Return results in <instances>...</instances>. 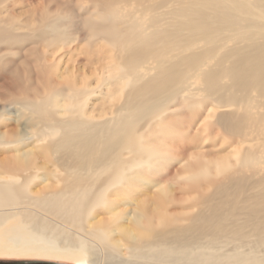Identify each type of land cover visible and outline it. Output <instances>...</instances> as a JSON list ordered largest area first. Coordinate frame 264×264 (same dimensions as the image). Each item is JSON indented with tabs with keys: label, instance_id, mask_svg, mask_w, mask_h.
<instances>
[{
	"label": "bare ground",
	"instance_id": "bare-ground-1",
	"mask_svg": "<svg viewBox=\"0 0 264 264\" xmlns=\"http://www.w3.org/2000/svg\"><path fill=\"white\" fill-rule=\"evenodd\" d=\"M0 250L264 264V0H0Z\"/></svg>",
	"mask_w": 264,
	"mask_h": 264
},
{
	"label": "rangeland",
	"instance_id": "rangeland-1",
	"mask_svg": "<svg viewBox=\"0 0 264 264\" xmlns=\"http://www.w3.org/2000/svg\"><path fill=\"white\" fill-rule=\"evenodd\" d=\"M9 129H14V125H10ZM177 207V206H176ZM177 209H179V207H177ZM1 251V250H0ZM34 253V252H33ZM29 252L26 254H9L6 253L4 251L0 252V264H12V263H21V262H44V263H51L55 261H58V263H62V264H74V260L69 258V259H65V258H51L50 256L45 257L43 254L40 253V255L38 253H34ZM43 255V256H41Z\"/></svg>",
	"mask_w": 264,
	"mask_h": 264
},
{
	"label": "water",
	"instance_id": "water-1",
	"mask_svg": "<svg viewBox=\"0 0 264 264\" xmlns=\"http://www.w3.org/2000/svg\"><path fill=\"white\" fill-rule=\"evenodd\" d=\"M12 264H20V263H17V262H16V263H12Z\"/></svg>",
	"mask_w": 264,
	"mask_h": 264
}]
</instances>
